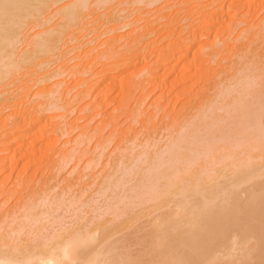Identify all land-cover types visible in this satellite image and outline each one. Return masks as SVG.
<instances>
[{"label":"rangeland","instance_id":"obj_1","mask_svg":"<svg viewBox=\"0 0 264 264\" xmlns=\"http://www.w3.org/2000/svg\"><path fill=\"white\" fill-rule=\"evenodd\" d=\"M108 1H111L110 3L112 4L109 5L108 3L106 5L107 8L103 7L104 9L101 8V10L99 9H97L96 11L94 10L95 12L92 11L93 13L90 14H88L89 12H87L86 15L88 17L86 16V18L88 19L85 18L84 20H82L80 24L82 25L83 23V26L79 25V27L77 26L78 28H74L76 27L74 26L73 28H71L72 30L69 31L67 35H65L67 38L64 37L65 39L63 38V40L59 43L60 46L62 45L61 49L59 50L62 52L65 51L66 57L64 56L65 54H63L64 58L63 56L61 58L58 57V61H56L57 58H53L54 62L53 60L51 63L49 62L50 65L48 64L46 66L47 67L45 69L46 71L43 70L38 72L35 68V66L38 65L36 64L33 67L26 69V71L28 70L27 73L23 71V73L28 74L27 76L25 75L24 78L23 77L19 78L18 81L14 83L11 87H6L7 89L6 88L1 89L2 92H8V91L9 92L5 95V97H7L6 99L5 97H3L1 98L2 100H0V105H1L0 106V118H1L0 119V136H1L0 154L2 155V157H4V158L2 157L0 158V162H1L0 163V234H2L4 231L6 232L7 230L6 225H9L11 223V220L14 219L17 215L22 214V212H25L27 209L32 210V208L34 209L35 207H38L35 205L36 203L40 204L41 203L40 200L42 201L44 200L43 203L40 204L43 207H41L42 209L38 207L37 211L46 209L45 208L46 206L48 207L47 209L51 210L53 208L54 210V207H56L55 202L58 198L59 200L60 198H62L63 201H65V204L67 202L69 203L71 202L69 206L67 204L64 205L67 206V211L66 209H63L65 207L61 208L63 204L57 209H55L54 212L53 210L51 211L52 214H56L57 218H58L57 214L59 213H60L59 215L63 217L67 215L65 218L62 217L61 220L59 219V221H57L58 219L55 218L56 219L55 221L58 222L57 224H59L62 221V219H64L63 220L64 222L60 224V227L55 225L56 224L55 222L54 225L52 224H50L52 226L49 225L51 228L47 227L45 232L42 231V235L40 234L37 235V239L32 238L30 240L26 238L27 240H25V243H23L20 246H17L19 247L20 250L18 249V252L16 254L19 256L24 254H31V253L34 254L35 252L42 253L46 251L45 245L49 241L48 239L50 238V234L53 232H58L60 228L70 226L73 227L72 228L73 231L77 230L84 233L88 227L91 228L90 219L93 216L92 219L95 218L94 220L97 221V217H98L100 221L99 224L97 225H100L103 221L106 222V219H108L107 221L108 223L105 224L103 222L104 223L103 227H101L102 225L99 226L101 229V235H99L96 241L97 243L95 247L96 250L100 249L103 245L105 246L110 243L113 244L117 243V246L120 245L119 251L121 249H124L121 250V252L122 251L126 252L127 256L124 255L125 253L123 254V252L120 253L122 254V256L127 257V260L134 258L136 255V257L132 259L135 260V262L139 260V263L141 262L140 264L155 263L158 257H156L154 253L153 256L152 254L151 256L149 255L150 257L147 256L148 254H145L146 249L149 247L148 244L150 245L149 236L147 239L144 238L149 242L140 239L143 236H147L146 231L151 227L153 223L152 219L155 216L161 213H165V211L168 210H172V211L174 210V212H177L179 210V212H184L182 208L177 207L178 206L177 204H182V206L186 205V207L190 205L191 208L188 207L189 209L204 204L205 205L207 204L206 206H211L212 203H213L212 206H214L217 203L212 198L214 195L215 196L231 195L230 198H232L233 197L232 194L235 192L236 197L234 198L237 199L240 196L238 200H243L247 197L246 195H248V192L250 190H253L252 187L254 183H257L259 181V178H261L262 180L259 181L260 183H257L258 186L260 184L264 185V165L262 164L261 161L258 162L256 161L255 163L257 164L254 163L255 165H252L253 169L251 167H248L246 170L243 171L242 175L243 177L244 176L246 177V173L248 174L249 171L252 169V173L248 174L249 178L247 179L245 178L246 180H243L246 181V183L245 182L239 183L242 180L241 179L242 176L240 177V173H238L237 175H235L236 176L235 178L233 175L234 170L229 171V173L231 172L230 175H228L227 173L228 170L222 168L218 170L221 164H219V167L217 166L213 167V170L212 168L209 169L208 167L207 169H204L205 171L203 172L202 170H199V165H195L197 163L196 162V163H192L195 165V167L194 165L190 164L193 170L187 174V176L189 177V181L193 180V178L191 179V177H196L197 174L198 176H200L201 173L199 171L203 172L202 176H206L207 174L210 173L209 170H212L210 174H212L213 176L211 177L210 181L208 180L209 182L207 181L208 183L206 182L205 184L202 183L201 185H199L200 193L197 194V196L195 195L196 199H194V195H191L194 193L189 191L188 193L186 192L187 194H185V197H183L184 195L178 196L176 198L173 197L171 198L170 195H168V197L164 196L157 202L159 204L158 206H152L154 204L151 203L152 201L151 202L146 201L139 204L135 203V205L133 204L132 207L130 206L128 207V209L127 208L122 209L123 205H120V203L122 204V202H119L118 206L115 205V207L111 206L110 208H108L107 214L110 215L107 216L105 215L106 213H104L103 214L105 215L104 217L102 214H100V212L103 211L102 209L105 207L107 201H109L112 196L111 189L113 188L112 189L113 191L116 188V187H112L109 190H107V192L105 191L106 193H104L103 196L101 195L99 196L97 192V187L99 186L101 188L102 186L106 185V183L107 184L110 183L107 181L109 179H106L107 181L106 182L103 181L101 178L105 177L108 173H109L108 175H112L114 173L113 171H115L114 169H116V171L119 169L118 170L119 173L116 172L117 174L115 173L116 175L114 176L113 179L115 182H118L116 181V179L122 173L121 170L126 166L128 167V165L132 163L133 158H135L138 155L140 156V154L143 153L142 151H145L146 148H147L146 152L149 154L148 151H150L149 148L151 146L153 147V149L152 148L150 149H152L153 152L150 151L151 152L150 155L146 156V157L149 156V159L145 157V154H147L146 152L145 154H143L144 155L143 157H145L146 160L143 157H141L142 160L144 159L146 163L148 161L147 164H149L150 163L149 161H151V158L153 157L152 153L154 154V148L156 150L157 147L159 148L162 145H164V143L170 139V134L172 138V136L176 134L175 131L177 132L182 127L183 125L182 123H184V125L194 123L196 119L199 117V115L196 116V114L200 112L202 113V111L205 110L208 104L210 105V102L212 103L214 100H216L214 101L215 102L214 105L216 108L215 107L212 108V110L214 109L212 111L213 114L208 116L209 110L207 114H205L207 115L206 118H204V121L206 120V122H210L213 119H215V117L212 118L211 116L219 115V113L222 111L221 109L222 103H225L223 105V107H225L227 103H229L227 101L231 102L235 97H237V95L239 94V90L246 83V81H250V82L256 81L258 84L256 82H253L254 89L257 85H259V87H256L257 88V90H255L256 92L253 93L255 96L253 95V98H251V100H253L252 106L258 108L260 106L259 103H261L260 101L264 100V0H225V2L222 3L224 4V10L222 11L227 16L223 13L220 14L222 11L221 12L217 11L219 7L222 6L219 3H217L219 0L218 1L216 0V2L215 0H205V1L199 0L196 1L197 3H195L194 0H192L194 3L189 2V0L188 1L177 0L179 1L180 4L179 6L182 5L183 12H184V8L185 10H189V9L191 10L192 12L191 16L192 14L194 16L198 15L196 11H200V10H201L200 12H202L203 14H206L207 12H208L207 14H209V12L212 13V11L216 10L217 11L216 14L218 13L217 15L220 14L222 17H220L219 15V18H215L214 16V18H212V20L208 22V24H205V26L202 25L203 27L208 26L206 32L207 35L204 34L201 37L195 39L194 41L191 40L189 41V44L194 46L193 47L190 45L191 54L189 53V55L182 57L183 59L178 60L177 63L174 60L175 68L169 71V73L167 74H163V72H161L155 79L150 76L149 72L153 70L152 72L156 73L155 71H157V68L159 69L160 63L163 60L160 59L159 52L157 51L156 54L158 55H156L154 51L156 52V50H161L162 48H165V46L169 50V48L170 47L173 48V46H175L179 40H185V37L186 38L190 37L188 34L189 32L187 31H190L191 29L193 30V27H197L196 26L197 23L192 24L191 23L192 20L190 21L189 19L184 17V15H187L186 11L184 13L182 12L183 13V14L181 13L182 15L180 14L179 10L182 11L181 7L178 8V4H176V6L175 4L173 5V1H175V3H178L176 0H170V2L169 0H158V1L155 0V3H151L146 6L145 5L143 6L140 3L139 4L132 3L134 0H115V2L113 0H108ZM183 1L185 4H182ZM202 1L203 3L204 2L205 3L203 4ZM67 2L68 0H62L57 5L60 6V4L62 5ZM92 2L95 1L89 0L87 3L88 6L91 3L90 8L93 4ZM188 2L190 4H193L191 6H195V7L191 8ZM207 2L209 3L213 2L214 5L211 7V3L209 5ZM232 2L235 7L232 5ZM114 3L117 4L115 5ZM170 3H172L171 4L172 6L169 5ZM201 3L203 4V6ZM119 4H121V7L124 4L125 7L123 6L122 9L126 10L127 13L129 14V17H127L123 21L125 23L127 22L126 23L127 25L122 29L117 30V32L116 31L114 33L112 32L113 34L111 35L110 31L113 28H116L117 26L116 24L118 23L115 24L114 22H110V21H108L107 23L106 15H109L114 10L119 11L118 8L119 9L121 8ZM206 4L209 5L210 7L209 6H208L209 8L204 7ZM167 5L169 11L167 10ZM58 6L54 5L55 8ZM115 6H117L118 8L116 7L115 9H113ZM169 6L172 8H170ZM54 7L51 8L49 12L53 11L55 9ZM196 7H198V9ZM176 8L179 9L178 10L179 12L176 10ZM111 9L113 10L110 12ZM49 12L45 14V16L43 15L41 19L46 17V15H48ZM108 12L110 13L108 14ZM164 14L167 16L173 14L174 16L171 15V17L176 19L173 21L174 24L172 22L170 25V28L175 30L173 35L174 37L170 36L169 39L166 35V32L163 31L164 32L163 35L161 31L158 33V31L160 30V27H158L159 24H161V22L162 23L167 22L166 19H162V21L159 20L162 16H165ZM104 17H106V19H103ZM230 17H232V19ZM154 18H159L156 19V23H154L155 22ZM149 19L151 20V22L154 21L153 23L155 25L151 23ZM148 22H150L153 25L151 26L150 23ZM187 24H189L190 27H188L189 25ZM191 24L193 25L192 27ZM100 25L102 26L100 27ZM172 25L175 27L173 28ZM142 26L144 28H142ZM39 27L38 25L33 26L32 24H30L28 26L29 29L27 28L26 30V32L30 30L28 32L29 37L33 36L34 34L42 30L44 31L48 30L49 28L48 26H45L44 28L43 26H39ZM177 33L179 40H177L178 39ZM68 35L70 36L69 38L70 41L68 40L69 37ZM175 36L177 38L176 40H173L175 39ZM113 37L114 38L121 37V38L118 39L119 42L118 41L116 42V39H113ZM139 38H141V40L140 43L138 42L139 45L136 44L137 45L136 47L139 48L140 55H142L143 61L133 63L128 58V55L131 53L130 46L136 41V39ZM107 39L110 40L108 41L112 43V46L115 49L114 50L112 48L111 53H110L111 46L109 47L107 45L108 43V41L106 42ZM124 39L126 40V42ZM111 40L115 41L114 42L115 46L114 43L111 42ZM22 41L24 42H21V44L20 42H18L20 45L17 43V51L20 50V47L22 49L23 46L26 45L25 44L26 39ZM128 45L130 49L129 48L126 49ZM68 49H70V51ZM62 58L63 60H60ZM165 62H162L161 64L164 63L171 64L170 62H168V60H166ZM109 66L111 67L115 66V69L112 67L114 70H112V72L110 70V73L109 72L106 73L110 69ZM35 70L37 71V74ZM61 70H63V72ZM33 71L35 72V75ZM54 71L55 72L57 71L60 74V76L54 75L55 76L54 77L51 74L52 72L54 73ZM182 72L186 78L183 76ZM113 73H115V75ZM109 74H113L114 76L112 77L113 81H111V79L109 80V78L106 77ZM43 75H46L45 78ZM42 76L45 80H41L42 82L39 81L40 83L39 82L36 83L37 82L36 79ZM48 76H53V77H49L50 79L49 78L47 79ZM105 77L107 79H105ZM109 81H111L112 83H110ZM105 82L109 84L107 85ZM57 83H61L60 87H62V89L61 88L60 89L63 93L60 91V89H59L60 92L58 91V93L61 95L60 97L57 96V98L56 97L53 98L50 96L51 97L50 99L52 101L46 99L44 100L43 98H41L42 96L46 97L45 95L46 93L51 92V90H54L57 87ZM250 87L251 85L249 86V89H252ZM224 88L225 89L228 88V89L225 91ZM258 89L261 90L262 94ZM224 91L225 92L228 91L226 95ZM257 92H259L258 93L259 95L261 94L260 99L256 98L258 97ZM228 93L229 95H231L232 93L235 96L234 95L232 97L230 96V100L229 99L226 100V98H228ZM217 97H221L222 98L221 101H219L220 98ZM46 98H48V96ZM55 98L57 101L56 100L53 101V99ZM213 98L215 99L211 101ZM44 101L46 102V104L47 101H51L50 103L51 105L56 101L55 103L57 105L54 106L55 104L54 103L52 106L51 105L46 106V104L43 103ZM65 103L68 107L65 105V107L67 108L62 109ZM41 104H43V107ZM202 104L204 105L207 104V105L205 107L202 106ZM200 105L202 106V108ZM49 106L51 107L48 109ZM218 106H220L219 109H217ZM36 108L39 111L38 113ZM199 109L200 112H197ZM18 110H20L21 113L24 112V114L29 113L26 114L29 116L32 115L33 112H35V115L37 116H40L42 114L41 116L44 115L43 117L45 118L50 117L51 119L49 118L50 120L47 119L45 122L40 121L38 122V124L34 126L32 125L30 129L24 127L26 125L22 126V130L20 131L19 134L23 135L24 132L27 133V134L24 133L23 135L25 137L26 135L28 136L26 137L25 140H23L24 138L22 137H19L17 140L15 137H17L16 135L18 133L6 137V135L8 134L7 132H9L8 129H11V126L13 125L12 123L14 122L13 121L14 117L11 116V114L13 111L14 113L16 112L20 113V111ZM29 111L30 112L32 111L31 112L32 114ZM9 114H10V118H13L12 120L8 118ZM220 114H222V112ZM185 117H187L188 119ZM64 118L66 122L63 120ZM61 120L64 122L62 126L60 124L62 123ZM39 123L40 125L41 124L44 125L43 127H41L42 129L40 128ZM221 123H219V125ZM39 128L41 129V133ZM214 130L215 129H213V132L209 130L210 131L208 134V136H210L209 138L213 139L214 138L213 135L218 134V138L216 139H218L219 141L223 140L226 134V130L222 129L225 131L221 132V130L218 129L217 133L216 131L214 133ZM28 132L30 133L28 134ZM40 135H43V137ZM220 136L223 137H221L220 139ZM82 137L84 138V140L85 139L86 140L84 142L82 141L81 143L80 139ZM222 142H224V140ZM20 143L22 147L20 146L19 148H16L17 151L14 152L13 149H15L16 146H19ZM28 143H32V144H30L29 146ZM75 144L77 147L75 146ZM27 145L29 146V148H31L28 149L29 151L27 150L28 152L26 151L28 147ZM7 146H8L7 148L8 150L7 149L4 150ZM3 152L4 154L8 152L7 155L5 154L7 158L6 156H4ZM118 153H120L121 156H119ZM111 154L115 155V157H112ZM127 154L129 155L130 158H127L128 157ZM122 156L125 159L124 161H122L123 160ZM110 157H112L113 159L111 160ZM120 157L122 158L120 159ZM63 158L65 159L63 160ZM118 158L119 161H117ZM4 159L6 161L5 163L3 161ZM114 160H116V164L115 162H113ZM121 161L123 163L125 162V164L128 165L125 166L123 165L122 166L123 168L122 167L120 168L118 166L119 168L117 169L116 165L121 166L122 164L120 163ZM144 161H142L141 163L144 164L145 163ZM228 161L229 160H224L223 162H228ZM141 163H139L138 169L143 168L144 170L146 164H144L143 167L140 168ZM107 166L108 169L110 168V166H113L114 169L111 167L112 172L110 169L107 170ZM91 168L93 169L91 170ZM145 170L148 171L149 169L148 170L145 169ZM103 171L105 172V174ZM138 171L139 170H137V173H139V175L137 174L136 176L135 174L131 178L134 182V185L139 183L140 185H142L144 181L147 180L145 179L146 177L143 176L142 174L143 171L141 170L139 172ZM207 171H209V173H207ZM216 171H218V173ZM140 172H142L141 173L142 175H140ZM194 172L196 173V175ZM261 172H263V175L261 174ZM146 173H144V175ZM219 173L221 174L220 176L221 182L217 184L216 181L217 180L220 181V180L217 177L219 175H215V174H219ZM150 174L152 175V172L151 173L149 172V175ZM225 174L228 176L229 182L227 181L228 178L225 180L226 178ZM256 174L258 177L256 176ZM108 175L106 176V178H108ZM260 175L263 177H261ZM134 176H136L135 179ZM142 176L145 177L144 181ZM111 177H110V181H111ZM138 177H140L142 181ZM197 177L195 181L198 180ZM255 177L257 178V180ZM136 178H138L139 181L143 183L141 182L136 183ZM147 178L150 177L147 176ZM232 178L235 179V182L234 183L232 182L233 185L230 183L233 180ZM119 180H120L119 182L122 181V179L120 178ZM165 180L166 179L164 178L162 180H159V182H164ZM131 183L130 184L125 183V185L127 184V186H125V188H123L122 186V189L129 190L130 187L132 188L133 183L132 184ZM145 183L148 184L147 182ZM227 183H230L231 186L228 187L229 184L227 185ZM128 185L130 186L128 187ZM202 185L207 187L205 188V191L207 190L206 192L203 190L204 188ZM218 185L221 186L218 188ZM120 188L121 187H119L118 189ZM240 189L241 191H239ZM224 190L226 191L224 192ZM204 192L208 195L209 198L205 196L206 194ZM221 192H224L225 194ZM218 193L221 194L218 195ZM52 196H55L54 199L55 202L53 201L54 202V203L52 202L53 204L48 201V200L50 201L53 200ZM202 198L204 199L207 198L204 204ZM209 199L211 200L210 202ZM38 200L39 202H37ZM200 200H202L203 202H201ZM45 201L49 202L50 204ZM193 201L194 203L195 201L198 203L197 204L195 203V205L192 206V204H194ZM45 203L47 204L45 205ZM85 205H89L90 207L93 206L92 207L93 209L88 207H83ZM81 207H83L84 209L87 208V212L89 210L92 211H89L91 213L88 212L89 214H87L83 220L81 219V221L78 222L76 219L77 218L76 214L78 213L79 215H81V212L79 213L80 210H83V208ZM73 208H75L76 210ZM72 209L74 211H71ZM78 209L80 210L77 211ZM175 209H177V211ZM35 210L36 208L32 211ZM65 213L68 214L64 215ZM115 214L117 216H115ZM100 217L102 219H100ZM99 227H97V229ZM53 229L55 230L53 231ZM94 229H96V227H94ZM124 235H126L127 238L124 239ZM122 239L124 242L120 241ZM125 240L128 244L125 242ZM26 241L28 242L29 245L26 243ZM118 241L121 242V244L122 243L125 245L127 244L126 248H124L123 247L124 245L123 244L121 245ZM140 242H143L144 245H141ZM144 246L146 247V249L143 248ZM92 248L93 246L91 247V249ZM16 249L13 251L7 248L8 254L6 250H4L3 252H6L5 254L10 255V252L13 251L14 253L12 252L13 254L12 256L14 257L15 256L14 254L17 251ZM148 249L150 250L151 247H149ZM142 252L143 255L145 256V258L143 259H141L142 257L138 256V255L141 256ZM151 257H153V259ZM147 258L148 260H145ZM154 260L155 262H153ZM146 261L148 263H146ZM127 264L129 263L127 262Z\"/></svg>","mask_w":264,"mask_h":264},{"label":"bare ground","instance_id":"obj_2","mask_svg":"<svg viewBox=\"0 0 264 264\" xmlns=\"http://www.w3.org/2000/svg\"><path fill=\"white\" fill-rule=\"evenodd\" d=\"M60 1H62V0H0V100H2L1 98L5 97V95L9 92V91L8 92H2L1 89L6 88V87H11L14 83H16L18 81L19 78H22V77L24 78L25 75L27 76L28 74H26V73L28 70L26 71V69L31 68L34 65L38 64L35 66V68L38 72H40V71L45 70L47 68L46 66L48 64L50 65L53 58H57L56 61H58V57L61 58L63 56V54H65L64 56L66 57L65 51L62 52L59 50L62 47V45L60 46L59 43L63 40L64 37H66L65 35H67L68 32L72 30L71 28H73L74 26H76L74 28H78L79 25L81 24L82 20H84L86 18L87 12H89L88 14H90V13H93L92 11H94V10L95 11L97 9L101 10V8L106 7V5L108 3H109V5L112 4V3H110L111 1H108V0H94L95 2H92L93 4L90 8L91 3L89 6L87 4L89 0H68L67 3L62 4V5L60 4V6H58L57 4H59ZM113 1L115 2V0H113ZM196 1H199V0H194L195 3H197ZM219 1L221 2V0H219ZM219 1L217 3L222 5L221 7L223 9L221 7H219V9L217 11L221 12L222 10H224V4H222V3L225 2V0H222L221 3ZM169 2H170V0H169ZM177 2L178 3H175V1H173V5L175 4V6H176V4H178V8L181 7V9H182V5L179 6L180 5L179 1H177ZM189 2H193V1L189 0ZM213 2H210L211 7L214 5ZM215 2H216V0H215ZM132 3H135V4L140 3L141 5L146 6V5H149L151 3H155V0H134ZM202 3H203V1H202ZM207 3L210 5L209 2H207ZM171 4L172 3H170L169 5H171ZM182 4H185L184 1ZM203 4H202V6H203ZM230 4H228V5H230ZM54 5H56L58 7L55 8ZM119 5L121 7V4H119ZM191 5H193V4H190V6ZM209 5L206 4L204 7H208ZM232 5H233V2H232ZM123 6L125 7L124 4H123ZM123 6L120 9L117 6H115L114 8L112 7L113 9H115L117 7L119 11L114 10L113 12H111L113 10V9H111L110 10L111 13L108 12V14L109 13L110 14L106 15V17H107L106 22L107 23H108V21L114 22L115 24L118 23V24H116L117 25L116 28H113L110 31L111 35L115 31L117 32V30H120L127 25L126 24L127 22L125 23L123 21L127 17H129V14L127 13L126 10L122 9ZM53 7L55 9L53 11L49 12V10ZM193 7H195V6H191V8H193ZM170 8H172V7H170ZM196 8L198 9V7H196ZM220 8H221V10H220ZM167 10L169 11L168 5H167ZM176 10L178 11L179 9L176 8ZM168 11H166V12H168ZM179 11L181 14L183 12V9H182V11L181 10H179ZM185 11H186L187 15H184V17H186L190 21L192 20L191 21L192 24L197 23V25H196L197 27H193V30L191 29L190 31L185 30V31L189 32L188 34L191 38L190 37H188V38H190V39L185 37V40H179L178 33H177V37H178L177 40H179V41L177 43L175 42L176 45L173 46V48L170 47L171 49L169 48V50H168L165 46V48H162L161 50H156V52L154 51L155 54L157 53V51L159 52L160 59L163 60L162 62H165L166 60H168V62L171 63V64H169V63L165 64L166 63L165 62L164 64H161L162 63L161 62L159 69L157 68V71H155L156 73L152 72L153 70L150 71L149 72L150 76L154 79L161 72H163V74H167V73H169V71L174 69L175 68L174 67L175 66L174 60L177 63L178 60L183 59L182 57L189 55V53L191 54L190 47L193 45L189 44V41L190 40L194 41L198 37H201L202 35L206 34L208 26L207 27H203V26H205V24H208V22H210L212 20V18H214V16H215V18H219V15L223 13V11H222L219 15H217L218 14V13L216 14L217 11L214 10V11H212V13L209 12V14H207L208 13L207 12L208 10H207L206 11L207 13L203 14L202 12H200L201 11L200 10V11H196L198 13V15H196L197 14L196 13L195 14L196 16H194L193 14L191 16L192 12L190 9L185 10V8H184V12ZM48 12H49V14L46 15V17L41 19V17L43 15L45 16V14H47ZM155 14H156V12H155ZM223 14H225V13H223ZM171 15H173V14H171ZM171 15L162 16L160 19L154 18L155 22L154 21L151 22V20H150L151 18L149 19V21L151 23H153V22L156 23V19H159L161 21H162V19L167 20V22H165V23L161 22V24H159L158 27H160V30L158 31V33L161 31L162 35H163L164 32H166L168 39L170 38V36L174 37L173 35H174V31H175L172 28H170L171 23L174 20H176L175 18H172ZM201 15H203V16H201ZM104 16H105V14H104ZM216 16H218V17H216ZM101 17H102V15H101ZM101 17H100V19H101ZM106 17H104L103 19H106ZM151 17H152V15H151ZM153 17H154V15H153ZM220 17H222V16L220 15ZM230 18L232 19V17H230ZM86 19H88V18H86ZM150 22H148V23H150ZM151 23H150V25L152 26L154 23L153 24H151ZM30 24H32L33 26L38 25V27L43 26V28L45 26H48L49 28H48V30H45V31L42 30L40 32H37L33 36L29 37L28 32L30 30L27 32H26V30ZM173 24H174V22H173ZM179 24H181V23H179ZM192 24H191V27L193 26ZM187 25H189V24H187ZM80 26H83V23ZM101 26L102 25H100V27ZM112 27H114V26H112ZM156 27H155V29H156ZM174 27L175 26H173V28ZM188 27H190V25ZM142 28H144V27L142 26ZM135 32H138V31H135ZM160 35H161V33H160ZM128 37H129V34H128ZM177 37L175 36V39H173V40H176ZM69 38H70V36L68 37V40H69ZM120 38L121 37H117V38L113 37V39H116V42ZM141 38L136 39V41L133 44L131 43L132 45L130 44L131 45L130 46L131 53L129 51L130 54L128 55V58L133 63L143 61L142 55H140L139 48L136 47L137 45H139L138 42L140 43ZM161 38H163V37H161ZM24 39H26V42H27V43L25 42L26 45L24 44L25 46H23L22 49L20 47V50L17 51V43L20 42V44H21V42H24V41H22ZM109 39H107L106 42ZM187 40H188V42H187ZM109 41H108V43H110ZM111 42L114 43L115 41L111 40ZM125 42H126V40H125ZM108 43H107V45L109 47L111 46V48H110V53H111V49L113 48V46H112V43H110V44H108ZM61 44H63V43H61ZM173 44H174V41H173ZM192 44H193V42H192ZM114 46H115V43H114ZM109 47H107V48H109ZM128 48H129V45L126 49H128ZM137 48H138V50H137ZM165 49H167V50H165ZM68 50L70 51V49H68ZM74 50H75V48H74ZM71 52H72V50H71ZM156 55H158V54H156ZM192 55H193V53H192ZM64 56H63V58H64ZM124 56H126V55H124ZM63 58L60 60H63ZM43 59H46V60H43ZM157 61H158V59H157ZM53 62H54V60H53ZM200 63H202V62H200ZM109 67H110V69L108 68L109 71H107L106 73H108V72L110 73V70L112 72V70L115 69V66L114 67L112 66L114 69L111 66H109ZM23 71L26 73H23ZM37 71H36V74H37ZM57 71L56 72L54 71V73L52 72L51 74L53 76L54 75L60 76V74ZM61 71L63 72V70H61ZM113 74L115 75V73H113ZM113 74H109L106 77H108L109 80L111 79V81H113V79H112V77H114ZM182 74H183V72H182ZM34 75H35V72H34ZM43 76L45 78L46 75H43ZM43 76L36 79L37 82L36 81L35 82L38 83L39 81L42 82L41 80H45L43 78ZM53 76H48L47 79L49 77H53ZM183 76H184V74H183ZM106 77H105V79H107ZM190 77H192V76H190ZM111 81H109V82L112 83ZM114 81H115V79H114ZM253 82H256V81H253ZM253 82L246 81V83L239 90V94L237 95V97H235V98L233 97L234 98L233 99L234 101L232 100L233 103H232V101L231 102L227 101L229 103H227V105L225 107H223V105L225 103H222L221 104L222 114H220L221 113L220 112L219 115H216L217 117L214 115L211 116L212 118L215 117V119H213L210 122H206V120L204 121V118H206V116H207L205 114H207L208 110H209L208 116L213 114L212 111L214 109L212 110V108L215 107L214 101H216V100H214L215 98H213L211 101L214 100L213 101L214 103L210 102V105L208 104L207 107H206L207 104L206 105L202 104V106H205L206 108H205V110L202 111V113L200 112V109L197 111L200 113L196 114V116L199 115V117L196 119V121L194 120L195 121L194 123L187 124V125H184V123H182L183 124L182 127L179 130L177 129L178 130L177 132L175 131L176 134L174 136H172V138H171V134H170V139L167 140L164 143V145H162L159 148L157 147L158 150H157V148H156V150L154 148V154L152 153L153 157L151 158V161H149L150 162L149 164H147L148 161L146 163L144 161V159L145 160H146V158L149 159V156L148 157H146V156L150 155V153L153 152L152 151L153 147H151V146H150V148H152V149H150L148 147L151 152L147 150L149 152V154L146 152V149H147L146 148L145 151H142L143 152V153H141L142 155L139 153L140 156L138 155L135 158H133V161H132V163H130V165L125 164V162L124 163L122 162L125 160L123 157L124 155L122 156L123 158L120 157V159L122 158L123 160L120 162V163H122L121 166L116 165L117 169L119 167L121 168L123 165L124 166L128 165V167L126 166L125 168L122 167L123 168L122 170L120 169L122 171V173L120 174L121 177L119 175L118 178L116 177L117 179L115 178L116 181H118V182H115L113 180L114 176L117 174L116 172H118V170H119L118 169L116 171V169L113 168V166H114V163H113V166H110L109 169L112 172V168H113L115 170V171H113L114 173L112 175H108L109 174L108 173L107 174L108 178H106L107 175L105 177H103L105 179L101 178L103 181H106V179H109L107 181L110 183H108V184L106 183V185L102 184L104 186H102L101 188L99 186L97 187V192H98L99 196L100 195L103 196L104 193H106L107 190H109L110 188L116 187L113 191H112L113 188L111 189L112 196H111L110 200L107 201L105 207L102 209L103 211H101L100 214L103 215L104 213H106L105 215H107V216L110 215V214H107L108 208H110L111 206L115 207V205L118 206L119 202H122V204L120 203V205H123L122 209H124V208L128 209V207H130V206L132 207V205L133 204L135 205V203L139 204V203L146 202V201H150V202L152 201L151 203H154L152 206H158L159 204L157 202L161 198H163L164 196L168 197V195H170L171 198L172 197L176 198L178 196L184 195L183 197H185V194H187L189 191L194 193L191 195H194V199H196L195 195L197 196V194L200 193L199 185H201L202 183L205 184L208 180L210 181L211 177H213L212 174H210L211 171L213 170V167H215V166L219 167V164H221V165H220L218 170H220V168L228 170L227 171L228 175L231 174V172L229 173V171L234 170L233 175L235 178H236L235 175H237L238 173H240V177L242 176V178H241L242 180L240 179L241 181L239 183H242V182L246 183V181H243V180H246L247 178H249L248 174L252 173V169H253L252 165L257 164V163H255L256 161L257 162L261 161L262 164L264 165V100L260 101L261 103H259L260 106L258 108L252 106L253 100H251V98H253V95H254L253 93H255L256 92L255 90H257L256 87H259V85H257L254 89L253 88V86H254ZM239 83H241V82H239ZM106 84L108 85L109 83H106ZM60 85H61V83H57V87L54 90H51V92H48L45 94L46 97L48 96V98H46L45 96H42L41 98H43L44 100L45 99L51 100L50 99L51 97H53V98L54 97L57 98V96L60 97L61 95L58 93L59 89L60 88L62 89V87H60ZM62 85H63V83H62ZM250 85H251L250 88H252L253 90L249 89ZM61 89H60V91H61ZM227 89L228 88H226V89L224 88L225 91ZM259 91L261 93V90H259ZM227 92H225V95L227 94ZM229 92H231V91H229ZM220 93H221V91H220ZM258 93L259 92H257V94ZM261 94L260 95L258 94L257 95L258 97H256V98L260 99ZM233 95L234 94H232V93H231V95H229V93H228V98H226V100L227 99L230 100V96L232 97ZM6 98L7 97H5V99ZM41 98H39V99H41ZM56 98L53 99V101L56 100ZM217 98H220L219 101H221V99H222L221 97H217ZM51 101H47V104L45 101L43 103H45L46 106H48V105H51L50 104ZM48 102H49V104H48ZM54 103H52V105ZM41 105L43 107V104H41ZM55 105H57V104L55 103L54 106ZM65 105H66V103L63 105L62 109H64V108L66 109L68 107L67 105H66L67 107H65ZM51 106H49L48 109ZM202 106H201V108H202ZM219 107L220 106H218L217 109H219ZM36 110H37V108H36ZM39 110H41V109H39ZM42 110H44V109H42ZM18 111H20V110H18ZM24 111H25V109H24ZM38 112L39 111L37 110V113ZM8 113H10V112H8ZM195 113H194V115H195ZM217 113H214V114H217ZM26 114H29V113H26ZM26 114H24V112L21 113V111H20V113L19 112L14 113V111L12 112L11 116L14 117V120H13L14 122L12 123L13 125L11 126V129H8L9 132H7L8 134L6 133L7 134L6 137H9V136L17 134V133L19 134L20 131L22 130V126H24V125H26L24 127H27L30 129L32 125L34 126V125L38 124V122H40V121L45 122L47 119L48 120L51 119L50 117H48V118L43 117L44 115L41 116L42 114L40 116H37V115H35V112H33L34 115L31 113L32 115H30V116L26 115ZM187 114H189V113H187ZM8 118H10V114H9ZM65 118L63 120L66 122ZM185 118H187V117H185ZM10 119L12 120L13 118H10ZM63 123H64L63 121H62V123H60L61 126ZM219 123H221V124L219 125ZM39 125H40V123H39ZM39 125H37V126H39ZM41 125H40V128L44 126V125H42V126ZM215 125H216V127L218 125V127L216 128ZM85 126H87V125H85ZM45 128H46V126H45ZM41 129H40V133H41ZM60 129H62V128H60ZM213 129H215L214 133H215V131L217 133L218 129L221 130V132L226 130V134H225L224 139H223L224 142H222L223 140L219 141L218 139H216V138H218V134H216L217 136L213 135V137H214L213 139L209 138L210 137V136H208V134L210 132L209 130H211V132H213ZM222 129H225V130H222ZM28 131H30V130H28ZM24 133H23V135H24ZM29 133L30 132H28V134ZM18 134L16 135L17 137H15L17 140L19 137L24 138L23 140H25L26 137H28L27 135L25 137L22 134L21 135L20 134L18 135ZM25 134H27V133H25ZM43 135H40V136L43 137ZM38 137H39V135H38ZM83 137L80 139L81 143H82V141L84 142L86 140V139L84 140ZM221 137H223V136H220V139H221ZM80 141H79V143H80ZM23 143H24V141H23ZM30 144H32V143H28L29 146H30ZM20 146H21V143L19 144V146H16L15 149H13L14 152L17 151L16 148H19ZM29 146L27 147L26 151L28 149H31V148H29ZM75 146H76V144H75ZM7 148H8V146L4 150H6ZM72 151H74V150H72ZM4 152H6V151H4ZM4 152H3V154H4ZM145 152L147 154H145ZM5 154L7 155L8 152ZM5 154H4V156H6ZM118 154H119V156H121L120 153H118ZM143 154H145L146 158L143 157L144 156ZM111 156L115 157V155H112V154H111ZM1 157H2V155L0 156V158ZM112 157H110L111 160L113 159ZM116 157H117V155H116ZM131 157H132V155H131ZM139 157L140 158L143 157L144 159L142 160V158H141V160H140ZM2 158H4V157H2ZM6 158H7V156H6ZM127 158H130L129 155ZM5 159L3 160L4 163L6 162ZM64 159L65 158H63V160ZM110 159H109V162H110ZM114 159H116V158H114ZM126 160H128V159H126ZM224 160H229V161L223 162ZM117 161H119V158ZM142 161L145 162L144 164H146V166L149 165L150 167L147 166V168H146V166H145L144 170H143L142 167L144 164L141 163ZM113 162H115V164H116V160H114ZM126 163H128V162H126ZM139 163L142 164V165L140 164V168H142V169H138ZM192 163H196L195 165H199V170H202L203 172L205 171L204 169H207L208 167H209V169L212 168V170H209L210 173H209V171H207V173H209V174H207L206 176H202L203 172L198 170L201 173L200 176H198V174H197L198 177L196 176L198 180L195 181L196 177H191V179L193 178V180L189 181V177L187 176V174L193 170V168H191V166H190V164H192ZM95 164H97V163H95ZM60 165H62V164H60ZM109 165H110V163H109ZM192 165H194V164H192ZM195 165H194V167H195ZM248 167H251L252 169L250 168L251 170L249 169L250 170L249 173L248 174L246 173V177L245 176L243 177V175H242L243 171L246 170ZM92 169L93 168H91V170ZM109 169L107 166V170H109ZM124 169H125V171H124ZM145 169H147V170L149 169V170L146 171ZM261 169H262V167H261ZM137 170L143 171V173L140 172V175L143 174V176L146 177L145 178L142 176L143 181H144V178L147 179L143 183V182H141L142 179L140 177H138V178L141 179V181H139V179L136 178V183L141 182V183H143L142 185H140V183L134 185V182L131 179L133 177V175H135V174H136V176H137V174L139 175V173H137ZM149 172L150 173L152 172V175L151 174L149 175ZM216 172L218 173V171H216ZM144 173H146L147 176L150 178H147L146 174L144 175ZM104 174H105V172H104ZM261 174L263 175V172H261ZM195 175H196V173H195ZM215 175H219L217 177L219 178V180L221 179L220 173L215 174ZM258 175H259V173H258ZM109 176L110 177L112 176L111 181H110ZM136 176H134V179ZM225 176H226V178H225V180H226L228 178V176L226 174H225ZM256 176H257V174H256ZM86 177H87V175H86ZM261 177H263V176H261ZM119 178L122 179L121 182H119L120 181ZM164 178L166 179L164 182H159V180H162ZM232 179L233 180L230 183L233 185V183L235 182V179L234 178H232ZM228 180H229V178L227 179V181ZM256 180H257V178H256ZM261 180L262 179L259 178V181H261ZM103 181H101V182H103ZM123 181H125V182H123ZM149 181H152V182H149ZM155 181H158V182H155ZM259 181L258 182L255 181V182L260 183ZM145 182H147V183L149 182V183L146 184ZM216 182H217V184H219L221 182V180L220 181L217 180ZM125 183H128V184L131 183L132 188L130 187L129 190L122 189V186H123V188H125V186H127V184L125 185ZM230 183H227V185L229 184L228 187L231 186ZM257 183H254V185L252 187L253 190H250L249 192L247 191L248 195H246L247 197L243 200H238L240 198V196L237 199L234 198V197H236L235 192L232 194L233 195L232 198H230L231 195L227 196V195L222 194L223 196H215V195L213 196V194H212L213 200H215V202H217L214 206H212L213 203L211 206H206L207 204L206 205L204 204L205 200H207V198H209V197L205 193L207 191V190L205 191V188H207V187L202 185L204 188L203 190L205 191L204 193L206 194L205 196L207 198H205V199L202 198V200L204 202L202 200H200V201L203 202V204L205 206L200 205V203H199L200 206H196V207H193L192 209H189V208H191L190 205H188V207H189L188 208V207H186V205L182 206V204H177L178 205L177 207L182 208L184 210V212H179V210L177 211V209H178L177 208V209H175L177 212H174V210L173 211L168 210V211H165V213H161L152 219L153 223H152L151 227L146 231L147 236H143L142 237L143 239L140 238L141 240H146L149 236L150 242L148 240H146V241H148L150 243V245L148 243L147 244L149 247H151V249L149 250L148 249L149 247H148L147 248L148 250H147L146 249L147 246L145 245L146 247L145 246L143 247L144 249H146L145 254H148L147 256H149V255L151 256V254H152V256H153V253H154L155 256L158 257L156 262H155V260L153 261L156 264H264V185L260 184L258 186ZM210 185H212V184H210ZM100 186H101V184H100ZM129 186L130 185H128V187ZM220 186L221 185H218V188ZM243 186H244V184H243ZM246 186H245V188H246ZM119 187H121V188L118 189ZM115 190H117V191H115ZM226 190H224V192ZM239 191H241V189ZM224 192H221V193H224ZM221 193H218V195ZM234 194H235V196H234ZM240 194H241V192H240ZM191 195H190V198H191ZM241 197H242V195H241ZM52 198H53V200H51V201L48 200L50 203H52L53 201L55 202V200H54L55 196H52ZM61 199L62 198H60V200H59V198H58L57 199L58 201L56 200V202H55L56 207L53 206L54 210H53V208L52 209L50 208L51 210H49V209H47L48 208L47 206L46 207L44 206L46 209L37 211L38 207L39 208L43 207L40 204L43 203L44 200L43 201L40 200L41 203L40 204L36 203V205H35V206H38V207H35L36 208L35 211H32L35 208L34 209L32 208V210L27 209L25 212H22V214L17 215L14 219H12L11 223L9 225H6L7 226L6 232L4 231L2 234H0V264H124L125 262H126L125 264H127V262L129 264L139 263V260L137 262H135V260H132L136 257V255H135V257L133 256L134 258H132L130 260H127V257L122 256L121 253L123 251L121 252V250H124V249H121L119 251V249H120L119 243L121 244L123 239L120 240L121 242L118 241L119 246H117V243L116 244L110 243V244H107L105 246L103 245L100 249H97V250L95 249V247L97 245L96 241H97L99 235H101V229L99 226L102 225L101 227H103L104 223L105 224L108 223L107 222L108 219H106V222L103 221L104 223L102 222L100 225H97V224H99L100 221H99L98 217H97V221L94 220L95 218L92 219L93 216L90 219V223H91L90 227L91 228H89L87 226L88 228L85 230L84 233L77 231V230L73 231V229H72L73 227H70V226L60 228L61 231L58 230V232H53L50 234V238L48 239L49 241L45 245L46 251H44L42 253L41 252H39V253L35 252L36 254L31 253V254H24L21 256L17 255L16 253L18 252V249H19V247H17V246H20L23 243H25V240H27V239H30V240L32 238L37 239V235H39V234L42 235V231L45 232L47 227H50V226L55 224V222H56L55 218H57V216H56V214H52V212H51L52 210L54 212L55 209H57L58 207H60L63 204L61 208L65 207L63 209H66V211H67V206H64V205L67 204L69 206V204L71 202L69 203L66 201L67 203L65 204V201H63V199L62 200ZM61 201H63V202H61ZM210 201L211 200L209 199V202ZM37 202H39V200ZM45 202H47V201H45ZM49 202H47V203H49ZM47 203H45V205ZM193 203H194V201H193ZM195 203L197 204L198 202L195 201ZM195 203L192 204V206L195 205ZM127 205H129V206H127ZM83 207H88V208L93 209L92 208L93 206L90 207L89 205H85ZM83 207H81V208H83ZM73 209H75V208H73ZM73 209L71 211H74ZM79 210L80 209H78L77 211H79ZM77 211H76V213H77ZM89 211H92V210H89ZM109 211H110V209H109ZM80 212H81V215H79L78 213L76 214L77 215L76 219L78 222L81 221V219L83 220L87 214L91 213V212H89V213L87 212V208H85V209L83 208V210H80L79 213ZM68 213H65L64 215H66ZM59 214H57L58 215L57 221H59V219L61 220V218L63 217V216H60ZM105 215H103V216L105 217ZM115 216H117V215L115 214ZM65 217H63V218H65ZM101 217H100V219L103 218V217L102 218ZM63 220L64 219H62V221L59 224H57L58 222H56L55 225L60 227V224H62V222H64ZM50 224H52V225H50ZM94 227H96V229H94ZM97 227H99V228L97 229ZM54 230L55 229H53V231ZM51 231H52V229H51ZM125 238H127L126 235H124V239ZM144 238H146V239H144ZM23 240H24V242H23ZM125 242H126V240H125ZM26 243L28 244L27 241H26ZM140 243H141V245H144L143 242H140ZM98 244H100V243H98ZM123 245H124L123 247L126 248V245L125 244H123ZM7 246H9V247H7ZM92 246H93V248L91 249ZM4 247H6V248H4ZM7 248L10 250H13V251L17 248L16 249L17 251L14 254L15 258L12 256L13 251L10 252V255H7L8 254ZM4 250H6L7 254H5L6 252H3ZM123 254L126 255V252H123ZM16 255H17V257H16ZM138 256L142 257L141 259L145 258V256L143 255V252H142L141 256L140 255H138ZM151 258L153 259V257H151ZM145 260H148V258ZM145 260H143V261H145ZM146 263H148V262L146 261ZM155 263H151V264H155Z\"/></svg>","mask_w":264,"mask_h":264}]
</instances>
